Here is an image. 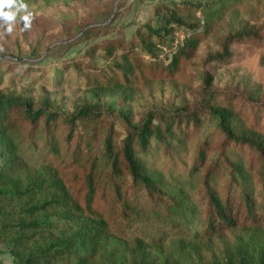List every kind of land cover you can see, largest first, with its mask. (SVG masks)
Segmentation results:
<instances>
[{"label":"trees","instance_id":"16d2710c","mask_svg":"<svg viewBox=\"0 0 264 264\" xmlns=\"http://www.w3.org/2000/svg\"><path fill=\"white\" fill-rule=\"evenodd\" d=\"M110 2L114 4L116 0ZM204 6L188 0L169 5L157 1L152 17L138 25L129 39L107 38L94 43L93 51L100 49L111 58L95 74L96 79L131 85L143 79L173 78L185 73L208 32L199 31L198 24L185 20L179 10H201ZM24 13L21 10L18 15L22 17ZM20 17L16 23L18 30L24 24ZM116 18L117 14L113 13L110 22L99 25L89 10L84 9L73 19V28L89 39L105 37L116 30L113 24ZM179 29L186 37L167 65L145 58L154 57L158 46L168 43ZM263 40L264 15L260 22L252 21L246 29L224 36L218 42L217 53L209 55L207 61L225 65L232 59V44L260 47ZM16 42L14 55L19 61H1L0 67L6 72L37 76L53 68L65 71L80 64L78 57L45 65L20 61L35 48L31 49L20 35ZM211 83V74L204 71L195 101L175 109L157 105L145 108L136 122L129 111L103 109L86 100L78 101L72 112L64 113L48 96L32 89L20 92L15 87L0 85V141L7 155L0 161V185L7 188L0 189V240H11L12 264H57L60 255L55 251L48 253L45 248L31 253L28 249L33 235L42 226L35 217L64 201H71L83 215L100 221H114L119 216L126 220L129 201L136 196L155 208L167 205L169 196L146 174L138 154L147 152L152 140L171 152L172 139L195 138L208 118L216 119L217 137L198 141L189 167V173L200 174L195 194L202 219L200 234L208 240L234 228L254 229L263 234L264 94L220 85L210 89ZM236 120L243 124L240 130L233 125ZM18 130L28 134L38 131L60 134L59 141L65 151L64 157L54 164L51 184L57 191L55 197L36 203L34 198L40 186L22 188L15 177L18 165L11 135ZM234 153L244 159L254 186L239 176L238 167L231 159ZM223 171L226 177L221 180ZM239 264H264V248L256 259L242 258Z\"/></svg>","mask_w":264,"mask_h":264},{"label":"rangeland","instance_id":"374dc122","mask_svg":"<svg viewBox=\"0 0 264 264\" xmlns=\"http://www.w3.org/2000/svg\"><path fill=\"white\" fill-rule=\"evenodd\" d=\"M157 1L169 5L184 0H116L114 4L110 0H22L27 5L24 16L31 14L30 24H23L18 30V14L11 32L7 24H0V62L19 61L14 54L20 35L31 49L35 48L20 61L45 65L78 57L80 64L65 71L53 68L37 76L6 72L0 67L1 87L12 86L20 92L32 89L48 96L64 113L72 112L78 101L86 100L103 109L129 111L135 122L145 108L157 105L175 109L195 101L204 71L212 76L210 89L220 85L264 94V40L260 47L232 44V59L225 65L207 61L209 55L217 53L218 42L228 33L262 20L264 0H188L205 6L201 10L181 8L179 14L208 34L183 74L143 79L131 85L96 79L95 74L111 58L100 49L93 51L92 45L107 38L129 39L138 25L152 17ZM84 9L99 25L110 22L116 13V30L96 39L76 32L73 19ZM215 124V118H208L195 138L172 139L171 152L152 140L150 149L138 154L146 174L169 196L167 205L155 208L136 196L129 201L126 220L119 216L114 221H100L83 215L71 201H64L35 217L42 226L33 235L28 252L39 253L48 248V253L55 251L60 255L57 264H239L242 258L256 259L264 248V233L234 228L209 240L200 234L202 219L195 198L200 174L189 173V167L198 141L216 139ZM233 125L240 130L243 124L236 120ZM59 138L58 133L47 135L42 131L28 134L18 130L11 135L18 165L15 177L22 188L40 186L36 203L57 195L51 182L54 164L64 157L65 148ZM3 146L0 141V161L7 156ZM231 159L242 180L254 186L244 159L235 153ZM101 162L104 165L105 159ZM225 177L223 171L221 180ZM0 189L7 188L0 185ZM11 246L9 238L0 240L2 249L9 251Z\"/></svg>","mask_w":264,"mask_h":264},{"label":"clouds","instance_id":"9594fccd","mask_svg":"<svg viewBox=\"0 0 264 264\" xmlns=\"http://www.w3.org/2000/svg\"><path fill=\"white\" fill-rule=\"evenodd\" d=\"M8 8V11L4 9ZM27 5H25L22 0H0V24H7L8 31H12V25L15 23L17 14L21 10H26ZM30 16L28 15L20 17L24 21L25 27H28L30 24Z\"/></svg>","mask_w":264,"mask_h":264},{"label":"built area","instance_id":"2783aa9c","mask_svg":"<svg viewBox=\"0 0 264 264\" xmlns=\"http://www.w3.org/2000/svg\"><path fill=\"white\" fill-rule=\"evenodd\" d=\"M185 37L186 34L183 30H175L168 43L158 46L157 54L154 57L150 58L146 56L145 58L151 60L156 59L160 61L163 65H167L171 61L178 47L183 44Z\"/></svg>","mask_w":264,"mask_h":264},{"label":"crops","instance_id":"0c3cea01","mask_svg":"<svg viewBox=\"0 0 264 264\" xmlns=\"http://www.w3.org/2000/svg\"><path fill=\"white\" fill-rule=\"evenodd\" d=\"M0 264H12V257L9 251L0 247Z\"/></svg>","mask_w":264,"mask_h":264}]
</instances>
